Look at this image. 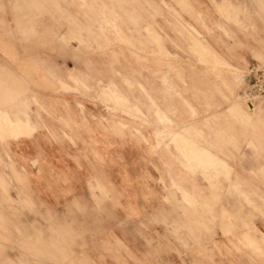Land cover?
Segmentation results:
<instances>
[{
	"label": "rangeland",
	"instance_id": "1",
	"mask_svg": "<svg viewBox=\"0 0 264 264\" xmlns=\"http://www.w3.org/2000/svg\"><path fill=\"white\" fill-rule=\"evenodd\" d=\"M122 1L130 2V0ZM6 2L11 16L6 22L7 31L0 23V52L5 56V58L0 57L2 62L0 63V110L3 112L15 110L14 117L20 118L21 126L19 130H15L9 123L2 122L0 125L2 155L0 158V253L7 248L3 243L9 242L8 248L13 251L18 249L25 258L34 260L45 257L51 260V252H48L49 255L46 257L47 252L43 251L45 245L39 242L37 244L36 241V238L41 236L36 233V228L43 227V231H47L49 236L73 234L77 252H83L84 246H88L84 243L90 242L92 252L97 251L96 255H92L93 260L99 259L102 254L112 264H119L116 253L122 250V246L115 241L113 231L121 234L127 231L131 218L119 217L117 214V210L123 209V205L116 195L115 181L111 179L110 170L102 168L103 154H100L97 148L99 130L102 129L107 136V145L112 147V150L114 147L137 148L143 153L140 155L143 162L146 164L150 162L152 167H155L154 158L157 157L155 154L158 155V151L166 150L187 172L193 175L204 174L203 178L209 184L214 179L228 180L231 171L227 165V151L223 150L226 149L227 138L199 136L201 132L195 131L196 127L190 124L187 127H180V123L174 120L166 122L168 130L165 133H168V137H148V130L154 123L148 120L149 115L147 117L141 113L137 105L142 103L147 110L155 111L156 115L176 116L181 111L184 112L180 107L181 104L195 117L199 113L210 112L212 106L222 99V94L231 92L234 99L246 105L247 97L243 92L245 67L220 65L214 62V55L204 49V43L189 41L188 56L184 59L183 68L195 66V63L199 62L211 72L223 70L220 74H201L200 79L206 80L205 77H210L226 83L223 84L224 89H195L193 85L196 80L195 74L181 69L179 32L174 30V26L173 39L170 41L132 42L127 35L131 32L130 27L125 26L124 32L117 30L119 27L116 26L115 20H110L116 15L119 18L122 16L130 19V12L121 9L117 11L114 7L118 1L109 0V8L105 12L112 15L106 14L109 20L102 30L103 38L108 40L85 41L82 28L74 31L75 34H59L60 20L65 19V22L69 23L66 16H61V13L66 11L60 6L51 11L44 9L43 5L37 6L36 0H6ZM178 5L175 3V6ZM222 11L224 10L221 9ZM50 13L55 15L54 31L52 27L47 26L50 18L53 19ZM178 13V9L170 8L163 15L170 17L172 22H178ZM38 15L40 19H37ZM187 34L190 37V28ZM69 40L73 42L70 43ZM39 54L43 56H36ZM89 54H101L104 57H86ZM260 59L264 60V58ZM77 77L81 82L76 80ZM112 83L121 94L119 100L101 91V87ZM44 94L60 100L57 103L46 102L43 98ZM182 96L186 98L185 104L180 101ZM64 99L67 100L74 118L61 115ZM165 99H169L171 103L167 111L165 108L161 109L159 104L160 100ZM262 102L263 99L256 101L255 107L260 109ZM195 105H202V111L194 108ZM57 108L59 111L56 110ZM246 109L250 111L248 107ZM4 117L6 114H0V119ZM81 117L87 118L92 127H97L95 134L81 126L79 122ZM117 120L124 122V126H112V122ZM95 123L100 126H96ZM161 123L164 122L161 120ZM199 128L212 127L203 123ZM34 132L36 137H40L41 143L36 146L34 144L32 147L34 152L21 156L20 139L25 138L35 142L37 138L29 137ZM152 133L158 135L157 131ZM114 152L109 153V157L115 158ZM159 156L163 157V154ZM165 163L162 167L164 170L165 167L168 168L170 172V164ZM27 166L34 169H27ZM161 172L160 170L157 183L166 194L173 193L172 201L166 198L167 201L163 202L165 206L176 213L180 210L184 211L187 204L191 209L196 208L194 196L184 191L181 192V202L173 199L176 197L174 193L178 186L171 178L174 187L171 190L165 185ZM152 181H154L153 177ZM33 185L37 187L34 188ZM35 193L40 194L41 197L36 196ZM47 197L59 198L60 201H46ZM140 204L144 209L154 208L146 201ZM215 204L217 205L218 202ZM53 209L61 211L60 217L54 216L51 211ZM4 210L9 211L11 216H3ZM255 212L260 213L258 210ZM221 216L226 217L223 214ZM159 219L167 220L163 217L156 218L157 225ZM178 220L172 218V226L176 225L175 221ZM141 225L147 226V223L141 221ZM7 226L12 227L11 239L5 238L8 235L2 234ZM52 227L60 228L52 229ZM106 234H112V241L101 245ZM238 234L240 233H233L232 237L237 238ZM190 235L192 234L189 233ZM172 237L176 241L180 239L179 233L172 232ZM258 237L264 240V233L259 234ZM191 241L192 239L189 238L188 243ZM58 242L56 241L57 245ZM257 243L259 244L260 241L253 242L250 247L257 248ZM232 246L236 251L231 254L232 258L242 261L245 256L244 250L240 249L242 246L235 242ZM58 247L62 248V244L60 243ZM251 248L247 249V257L257 263L263 256L256 255L255 250ZM188 254L192 256L190 249ZM203 256L210 261L213 257H222L221 254H213L212 251H204ZM254 257L257 259H253ZM75 264L82 263L76 260ZM92 264L95 263L92 261Z\"/></svg>",
	"mask_w": 264,
	"mask_h": 264
},
{
	"label": "crops",
	"instance_id": "2",
	"mask_svg": "<svg viewBox=\"0 0 264 264\" xmlns=\"http://www.w3.org/2000/svg\"><path fill=\"white\" fill-rule=\"evenodd\" d=\"M108 1L36 0V5H43L44 9L51 11L58 9L60 6L62 10L66 11V13H61V16H66L69 23H66L65 19L60 20L61 23L58 24L59 34H75L74 31L82 28L85 41L94 39V41L104 42L106 39L108 40V38H103L102 35L103 27L107 25L106 22L109 20L106 14L112 15V13L105 12L109 8ZM117 1L114 8L117 11L121 9L130 12L131 18L122 16L119 18L116 13V17L113 15L115 18H110V20H115L116 26L119 27L117 30L124 32L125 26L130 27L131 32L127 35L132 42L170 41L173 39L172 27L174 26V30L179 32L181 69H185L187 73L195 74L196 80L193 84L195 89H224L223 84L226 83H221L210 77H205L206 80L200 79L201 74H220L223 70L211 72L199 62H196L195 66L183 68L184 59L188 56L187 45H189V41L204 43V49L209 54L214 55V62L223 66H242L245 67L246 71L247 67L254 63L264 64V60L260 59L264 58V0ZM7 3L6 0L0 1V23L3 24L5 31L8 27L6 22L11 16L7 9ZM110 3L113 4V2ZM175 3L179 5L175 6ZM170 8L179 10L178 22H172L170 17L163 15ZM221 9L224 11L221 12ZM157 12L161 15H158ZM50 14L53 19L50 18V23L47 26L52 27L54 31V28H56V25H53L55 15L54 13ZM118 14L124 15L121 12H118ZM36 17L40 19L39 15ZM41 21L44 22V20ZM38 25L39 22L37 21ZM189 28L190 37L187 34ZM109 40L111 39L109 38ZM69 42L71 43L73 40H69ZM92 56L104 57L101 54L86 55V57ZM0 57L5 58L1 52ZM155 72L157 71L155 70ZM76 80L81 82L79 77ZM125 80L129 81L128 78H125ZM113 85L112 83L106 87H101V91L109 94L115 100H119L121 94ZM180 88L182 89V85ZM232 94V92L222 94V99H219L212 106L210 112L199 113L195 117L188 112L187 107H183L181 104L180 107L184 109V112L181 111L176 116L156 115L155 111L147 110L142 103L137 105L141 113L147 115V117L149 115L148 120L154 123L153 127L148 130V137H168V133H165L168 130L166 122L174 120L180 123V127H187L189 124L196 127L195 131L201 132L199 136L227 138V146L223 150L224 152L227 151V165L231 171L228 180L216 181L214 179L209 184L203 178L204 174L193 175L187 172L166 150H163V152L158 151V155L155 154L157 156L154 158L155 167H152L150 162L148 164L143 162L140 157L143 153L137 148L114 147L112 150V147L107 145V136L104 135L102 129L99 130L100 136H98L97 148L100 154H103L102 168L110 170L111 179L115 181L116 195L123 205V209H118L117 214L119 217L127 216L131 218L127 231L122 232V234L113 231L116 237L115 241L122 246V250L116 253L119 257V264H264V250H262V248L264 249V240L258 237L259 234L264 233V97L261 98L263 102L259 109L255 107V104L254 108H250L247 102L245 105L242 101H237ZM184 95L187 96V94ZM43 98L46 102L57 103L60 100V98L51 97L47 94H44ZM169 99L171 100V98ZM169 99L160 100L161 109L165 108L166 110L167 107L171 106ZM45 100L43 99L44 103ZM180 101L184 103L186 98L182 96ZM68 106L67 100L64 99L61 115L74 118ZM202 107V105H195L194 108L201 112ZM255 108L256 111H254ZM56 110L59 111L58 108ZM0 114H6L4 118L7 119L6 121L4 118L0 119V123H9L11 128L19 130L21 120L14 117L16 116L15 110L5 112L0 110ZM161 120L164 123H161ZM79 122L90 133L95 134L97 132V127H92L87 118L81 117ZM123 123L121 120L113 121L112 126L116 127V125H123ZM203 123L210 125L212 128L200 129L199 127ZM95 125L100 126L97 123ZM81 126L80 128L83 129ZM156 131L158 135L152 133ZM174 131L179 132V130ZM35 132L29 136L37 138L35 142L25 138L20 139L19 152L21 156L34 152L32 150L34 144L36 146L41 143L40 137H36ZM111 152L116 154L115 158L113 156L109 157ZM171 152H173L172 148ZM161 153L163 157L159 156ZM0 158H2L1 154ZM165 162L170 164V172L168 168L165 167L164 170L162 167L166 164ZM29 168L34 169L27 166V169ZM157 170L162 171L165 185H168L171 190L174 189L172 180L178 186V188H175L177 190L174 193L176 197H173L175 201L181 202V192L184 191L194 196L196 208L191 209L187 204L184 211L177 212L178 215L174 210L168 209L163 202L167 201L166 198H170L172 201L173 193L166 194L161 185L157 183L160 175ZM152 177L154 181H152ZM33 187L35 188L37 185H33ZM35 195L41 197L40 194L35 193ZM45 200L50 202L60 201L59 198L50 197ZM145 201L151 203L154 208H142L140 203ZM215 202H218V204L216 205ZM159 203L163 204L160 205ZM255 209L260 213L255 212ZM51 211L55 217H60V210L53 209ZM222 214L226 217H222ZM3 216L10 217L11 215L9 211L4 210ZM28 216L30 217V215ZM160 217L167 220L160 221L161 219H159V225H157L155 219ZM172 218L179 219L175 221L176 225L174 226L171 224ZM141 221L146 222L147 226H142ZM59 228L52 227V229ZM36 229V233L41 235L36 238L37 244L39 242L45 245L43 251L47 252L46 257L49 255L48 252H51L52 257L49 256L52 258L51 260L45 257L42 259L35 258L34 260L25 258L18 249L13 251L8 248L10 246L9 242H4L3 244L7 248L3 250V253H0V264H75L76 260L82 264H92V261L95 264H112L102 254L99 259L95 258L93 260L92 255H96L97 251L92 252L90 242L84 243L88 246H84L83 252H77L76 240L73 234L71 236L55 237L49 236L47 231H43V227H37ZM68 229L70 228L68 227ZM172 232L179 233L180 239L173 240ZM12 233V227L7 226L2 234L8 235L5 238L11 239ZM189 233L192 235L189 236ZM233 233L240 234L237 238H234L232 237ZM111 236L112 234H106L101 245H106L107 241H112ZM189 238L192 239L190 243H188ZM56 241H59L58 245ZM258 241L260 243H257V248L250 247L253 242ZM234 242L242 246L240 249L244 250L245 256L242 261L231 256L236 252L232 246ZM60 243L62 248L58 247ZM244 245L246 246L243 247ZM246 247L255 250L256 255H262L263 257H260L257 263L253 262L252 259L247 257L248 248ZM61 249H63L62 252H59ZM188 249H190L192 256H189ZM56 251L58 252L55 253ZM204 251H212L213 254H221L222 257H213L210 261L209 258L203 256ZM253 259L257 258L254 257Z\"/></svg>",
	"mask_w": 264,
	"mask_h": 264
},
{
	"label": "built area",
	"instance_id": "3",
	"mask_svg": "<svg viewBox=\"0 0 264 264\" xmlns=\"http://www.w3.org/2000/svg\"><path fill=\"white\" fill-rule=\"evenodd\" d=\"M244 77L243 92L247 97L249 107L254 108V103L264 97V64L250 65L247 67Z\"/></svg>",
	"mask_w": 264,
	"mask_h": 264
},
{
	"label": "bare ground",
	"instance_id": "4",
	"mask_svg": "<svg viewBox=\"0 0 264 264\" xmlns=\"http://www.w3.org/2000/svg\"><path fill=\"white\" fill-rule=\"evenodd\" d=\"M217 60H218V59H217ZM217 62H218V61H217ZM115 92H116V91H115ZM111 94H112V93H111ZM118 94H119V93H118ZM113 95H115V94H113ZM116 96H117V95H116ZM4 120H5V118H4ZM6 120H7V119H6ZM6 120H5V121H6ZM5 123H6V122H5ZM0 124H1V123H0ZM13 126H14V125H13ZM204 160H205V159H204Z\"/></svg>",
	"mask_w": 264,
	"mask_h": 264
}]
</instances>
